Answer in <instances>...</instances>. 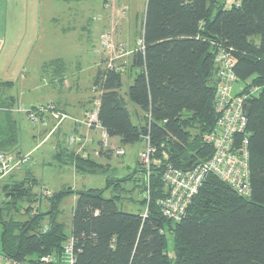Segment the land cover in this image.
<instances>
[{
	"label": "trees",
	"instance_id": "trees-1",
	"mask_svg": "<svg viewBox=\"0 0 264 264\" xmlns=\"http://www.w3.org/2000/svg\"><path fill=\"white\" fill-rule=\"evenodd\" d=\"M139 36L143 49L132 53L136 73L124 95L125 66L119 61L110 69L102 59L91 87L98 93L97 119L109 138L118 139L119 146L148 138L154 148L148 176L136 159L143 211L120 210L115 192L121 181L107 180L104 189L53 192L50 209L40 212L30 203L35 181L26 173L0 188L1 255L19 264H39L71 237L74 264H264V0H146ZM220 49L233 56L237 81L249 80L259 88L245 109L250 193L239 196L208 175L185 216L172 222L157 205L163 196L161 175L168 166L190 169L212 154L203 136L217 118L214 58ZM47 66L59 73L64 69L60 59ZM14 107L12 96L0 102V152L21 154ZM53 159L82 174L102 168L65 148ZM109 185L112 191L105 197ZM70 194L76 201L65 233L57 217L59 204ZM23 202L26 207L19 209Z\"/></svg>",
	"mask_w": 264,
	"mask_h": 264
},
{
	"label": "rangeland",
	"instance_id": "rangeland-1",
	"mask_svg": "<svg viewBox=\"0 0 264 264\" xmlns=\"http://www.w3.org/2000/svg\"><path fill=\"white\" fill-rule=\"evenodd\" d=\"M101 1L0 0V84H10L0 86V102L7 97L15 98L16 103L12 112L18 127L19 138L16 150L22 155L30 154L31 156L29 164L22 165L19 170L0 180V188L4 184L20 181L27 173L35 181L32 190L35 200L30 203L33 209L39 208L40 212H47L50 209L44 193L49 194V198L53 192L63 187H69L74 192L101 189L105 187L106 180L121 181L115 192V195L119 196L117 206L120 210L129 213L143 211L141 203L144 193L140 189L143 186V180L138 176L139 169L135 161L143 148L141 143L123 147L125 152L123 156H112L109 160L110 169H99L95 174H81L74 172L70 166H59L53 159L55 142L64 143L67 147V138L73 133L68 135L64 131L63 133L58 132L55 139L54 134L58 128L45 140L55 123L54 119L48 120L46 128L40 125L33 126L24 112L17 113L14 110L20 106L25 111L33 106L53 102L60 105L66 103L70 108V104L89 96L95 61L98 57L100 61L104 59V55L99 52V35L103 30L109 29V27L102 29L96 27L97 17L101 13ZM145 6L146 0H116V11L125 9L126 14L115 27V43L125 44L122 55H118L115 61L123 63L126 67L129 55L132 54L128 46L130 33L135 36L136 31L126 32V28L129 30L130 28H123L124 21L129 17L134 18L136 14L141 16L145 11ZM81 18L88 19L90 25V28L84 32L80 29ZM137 25L140 26V21ZM66 27L70 29L65 30ZM136 30L135 40L141 29L136 28ZM96 51L97 54H95ZM57 58L62 59L64 63L61 73L62 84H57L55 81L56 77L52 75L53 66H47ZM133 75L134 72L122 74L120 90L122 95L131 84ZM233 91H237V86ZM55 106L61 112L66 113L58 105ZM66 114L73 121L68 119L61 125L71 122L73 125L84 126L81 123L84 113L80 118ZM80 143L67 147V149L79 154L89 151L87 152L88 157L94 159L99 156L95 155V149L90 150L83 142ZM110 191L112 187L109 185V190L104 196L108 197ZM75 201L76 194H70L59 204L57 220L63 224L65 233H68L70 229L71 213ZM26 204V202L21 203L19 209H22V206L26 207ZM16 218L23 219L24 217L17 216ZM1 232L2 226L0 225V264H13L1 255ZM167 248L169 254H172L170 240Z\"/></svg>",
	"mask_w": 264,
	"mask_h": 264
},
{
	"label": "built area",
	"instance_id": "built-area-1",
	"mask_svg": "<svg viewBox=\"0 0 264 264\" xmlns=\"http://www.w3.org/2000/svg\"><path fill=\"white\" fill-rule=\"evenodd\" d=\"M104 6L105 10L111 12L112 22L109 29L103 30L99 35V50L105 57V66L115 69V60L118 59V55H122L125 46L123 43H115V27L120 20L124 19L126 10L121 9L117 12L116 0H106ZM138 49H143L141 36L136 39V50ZM214 63L216 66L214 109L217 118L213 128L203 136V141L212 147V154L207 160L190 169L183 170L168 166L161 175L163 196L157 201V205L162 217L172 222H178L185 216L187 208L208 175L215 176L239 196L248 197L250 193L249 134L247 133L245 109L247 99L255 95L259 88L252 86L249 80L246 82L237 81L233 71L235 60L228 51L218 50ZM235 86H237L236 92L233 91ZM14 110L17 113L24 112L33 126L40 125L46 128L48 120L54 119L55 123L50 128L45 140L55 133L64 121L71 119L66 113L58 110L54 103L37 105L25 111L19 106ZM81 123L86 129L99 132L96 156L100 155V151L110 153L112 156L124 155L122 148L110 145L109 137L97 119L96 109L85 111ZM80 136L79 133L69 135L67 147L80 143ZM81 155L85 158L88 157L87 152L81 153ZM153 155L154 148L150 146L148 138H145L143 148L138 155V161L147 176L151 164L155 162ZM30 162V154L0 152V180ZM44 228L46 229V227ZM73 243V239L68 237L57 252L42 256L39 264H74Z\"/></svg>",
	"mask_w": 264,
	"mask_h": 264
},
{
	"label": "crops",
	"instance_id": "crops-1",
	"mask_svg": "<svg viewBox=\"0 0 264 264\" xmlns=\"http://www.w3.org/2000/svg\"><path fill=\"white\" fill-rule=\"evenodd\" d=\"M105 2L106 0H102L100 2V12L99 15H98V19H97V24H96V27H98V29L101 27V29L103 27H110V23L112 22L111 21V12L108 11V10H105ZM114 7H115V2H114ZM146 8V6H145ZM144 14H145V11L141 14V16H139L138 14H136V16L134 18H128L127 20H125L124 22V25L123 28H130L127 29L126 28V32H129V31H133L135 30V36H137V30L136 28H140L142 30V24H143V20H144ZM138 21H140V26L138 27L137 23ZM90 28V25H89V21L88 19H83L81 18V25H80V29L84 32L86 31L87 29ZM70 28L69 27H66L65 30H69ZM135 36L133 35V33H130V43H128V46L129 48H131L130 50H132V53L133 51L136 50V40H135ZM129 41V39H128ZM134 42V44H133ZM135 45V46H134ZM100 52V50H99ZM98 52L96 51L95 54H97ZM100 56V55H99ZM132 54L129 55V60H128V66L126 67L125 65V72H128L129 74H131L132 72H134V74L136 73V70L135 69H131V60H132ZM59 59V58H57ZM100 57H98V59L95 61L96 64L94 65V71H93V75L96 71V69L99 67V66H103V63L99 60ZM56 60V59H54ZM62 61V59H60ZM102 60V59H101ZM104 60H105V57H104ZM126 63V62H125ZM124 63V64H125ZM123 64V63H122ZM127 64V63H126ZM52 75L53 77H56L55 78V81L57 82V84L63 82V79H62V76H61V73H57V71H54L52 72ZM93 75H92V78H93ZM134 77V75H133ZM133 77H132V80H133ZM91 85V84H90ZM90 94L87 98L83 99V100H80V101H77L76 103H73V104H70V108H68L67 104L64 103V104H59L57 102H53L55 105H58L63 111H65L66 113H68L69 115L73 116V117H76V118H80L82 116V114L85 112V111H91V110H94L97 108V97H98V93H94L93 90H92V87L90 86ZM127 100V99H126ZM52 102V101H51ZM15 103H16V100H15ZM128 108L130 110H132V106L130 105V103H128ZM67 122V121H66ZM65 124V123H64ZM63 124V125H64ZM61 125L58 129V131L56 132V134H54V138L56 139L57 138V134L58 132L60 133H63L62 131L65 132V134L68 133L71 134V133H79L81 136H80V142H83L86 146H88V148L90 150H93L94 149L96 150V145L98 144V141H99V132L97 130H89V129H86L84 126H81V125H73L71 122H68L66 125ZM41 136H42V131H41ZM43 141V140H42ZM56 141V140H55ZM109 143L112 147H120L123 149V147H126V146H119V143H118V139L116 138H109ZM81 144V143H79ZM143 145V143H141ZM66 149L67 151H71V150H68L66 145L64 143L60 144L58 141L55 142L54 144V153L55 151H58V150H61V149ZM85 150V149H83ZM124 150V149H123ZM142 150V149H141ZM140 150V151H141ZM74 152V151H73ZM78 152V151H77ZM85 152H89V151H85ZM76 153V152H75ZM125 153V152H124ZM140 153V152H139ZM138 153V154H139ZM79 154V153H77ZM81 155V154H80ZM54 156V154H53ZM138 156V155H137ZM137 156H136V159H137ZM112 158V155L111 156H104V155H99L97 156L96 159L92 158L97 164L101 165L103 170H107V169H110V165H109V160ZM105 161H107L108 163H106ZM136 161V160H135ZM105 162V163H104ZM57 164L59 166H65L67 164H60L57 162ZM67 166H70L74 172H77L75 170V168L68 164ZM79 173V172H78ZM136 173V172H135ZM138 173V176L139 177H142V174L141 172H137ZM82 174V173H81ZM107 181V180H106ZM107 183V182H106ZM105 187H107V185L105 184ZM105 187L101 188V189H104ZM71 189L69 187H63L62 189ZM108 191V190H107ZM106 191V192H107ZM105 192V193H106ZM44 197L47 198V201H48V195L47 193H44ZM110 194H111V191H110ZM59 214V213H58ZM58 218V217H57ZM58 221V220H57ZM59 222V221H58Z\"/></svg>",
	"mask_w": 264,
	"mask_h": 264
}]
</instances>
